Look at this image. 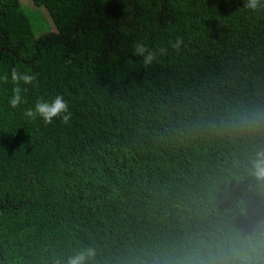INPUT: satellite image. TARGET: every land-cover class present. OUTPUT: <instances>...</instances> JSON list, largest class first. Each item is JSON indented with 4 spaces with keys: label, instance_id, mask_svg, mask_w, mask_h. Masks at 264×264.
<instances>
[{
    "label": "trees",
    "instance_id": "obj_1",
    "mask_svg": "<svg viewBox=\"0 0 264 264\" xmlns=\"http://www.w3.org/2000/svg\"><path fill=\"white\" fill-rule=\"evenodd\" d=\"M31 1L54 32L0 0V264H256L264 0Z\"/></svg>",
    "mask_w": 264,
    "mask_h": 264
},
{
    "label": "clouds",
    "instance_id": "obj_2",
    "mask_svg": "<svg viewBox=\"0 0 264 264\" xmlns=\"http://www.w3.org/2000/svg\"><path fill=\"white\" fill-rule=\"evenodd\" d=\"M258 2L259 0H247V6L255 9ZM180 43L181 41L178 38L171 46L173 48H179ZM133 53L142 58L144 65H150L155 59V53L141 42L135 44ZM26 115L29 117L39 115L45 123H51L55 117H60L62 120L67 121L71 113L69 112L68 102L62 95L58 94L51 100H38L34 105V109H29ZM258 157V159L253 161L254 175L258 179H264V155L258 154ZM228 241L235 245H248L250 247L249 254L252 261L256 264H264V247L259 245L252 237L239 235L228 239ZM87 255H91L90 250L87 252ZM221 258L226 262L223 257ZM84 260L85 253H76L67 258L66 264H84ZM185 264H205V261L202 257L189 258ZM207 264H218V258L209 255Z\"/></svg>",
    "mask_w": 264,
    "mask_h": 264
},
{
    "label": "rangeland",
    "instance_id": "obj_3",
    "mask_svg": "<svg viewBox=\"0 0 264 264\" xmlns=\"http://www.w3.org/2000/svg\"><path fill=\"white\" fill-rule=\"evenodd\" d=\"M19 1L21 8L29 17L36 36L55 31V26L47 10L43 6H37L31 0Z\"/></svg>",
    "mask_w": 264,
    "mask_h": 264
},
{
    "label": "water",
    "instance_id": "obj_4",
    "mask_svg": "<svg viewBox=\"0 0 264 264\" xmlns=\"http://www.w3.org/2000/svg\"><path fill=\"white\" fill-rule=\"evenodd\" d=\"M48 33H52V32H48Z\"/></svg>",
    "mask_w": 264,
    "mask_h": 264
}]
</instances>
